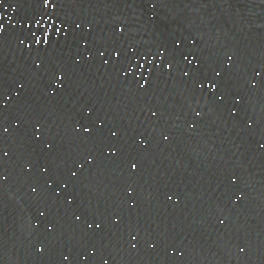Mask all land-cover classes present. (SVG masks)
Instances as JSON below:
<instances>
[{"label":"water","instance_id":"1","mask_svg":"<svg viewBox=\"0 0 264 264\" xmlns=\"http://www.w3.org/2000/svg\"><path fill=\"white\" fill-rule=\"evenodd\" d=\"M0 264H264V0H0Z\"/></svg>","mask_w":264,"mask_h":264}]
</instances>
